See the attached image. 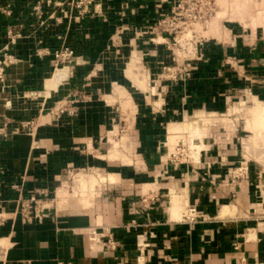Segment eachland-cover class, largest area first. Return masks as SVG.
Here are the masks:
<instances>
[{
  "label": "crops",
  "instance_id": "crops-1",
  "mask_svg": "<svg viewBox=\"0 0 264 264\" xmlns=\"http://www.w3.org/2000/svg\"><path fill=\"white\" fill-rule=\"evenodd\" d=\"M34 1L0 0V48L8 42L7 29L28 27L27 36L10 45L19 62L9 70L5 90L0 88V183L5 203L0 208L4 217L0 218V264H264V147H247L246 141L255 137L253 132L234 125L229 140L219 142L196 164L161 165L156 154V144L164 141L175 120L197 109L229 110L244 96L264 100L263 28L251 35L232 36L229 43H223L225 39L209 43L193 76L185 83L165 81L159 98L152 95L155 88L157 92L153 86L150 102L160 106L141 109L136 118L139 126L132 131L146 149L148 165L136 167L142 171L131 165L115 169L91 165L107 169L103 174L115 178L96 185L94 191L88 189L81 194L83 199L65 196L67 202H62L63 197L51 198L56 187L57 191L66 186L58 175L88 165H61L64 158L55 157L54 140L42 134L46 128L31 136L20 130V122L29 117L26 112L31 107H36L35 118H39L44 113L40 104L53 106L74 88L84 86L92 91L99 86L108 91L105 99L86 104L70 128L71 134L80 131V140L88 147L97 146L96 138L104 128L112 127L114 117L113 103L106 96H115L114 78L120 72L126 74L123 64L114 70L119 52L115 53L112 38L121 26H137L133 27L136 30L150 24L158 15L157 6L168 10L172 0H97L96 11L81 21L58 13L41 25L36 21L33 25L28 13ZM8 6L13 8L12 15L4 12ZM130 34L124 40L131 38L139 51L142 70L149 75L162 71L163 47L140 33ZM63 38L83 62L48 88L45 79L53 67V51ZM260 80L263 83L256 87L253 83ZM29 90H41L46 101L24 98ZM71 156L65 161L83 158L76 152ZM243 159L247 165H239ZM23 175L25 197L37 192L43 207H48L41 220L17 212L18 195L9 186L20 184ZM187 205H195L201 217L186 219L183 210Z\"/></svg>",
  "mask_w": 264,
  "mask_h": 264
},
{
  "label": "rangeland",
  "instance_id": "rangeland-1",
  "mask_svg": "<svg viewBox=\"0 0 264 264\" xmlns=\"http://www.w3.org/2000/svg\"><path fill=\"white\" fill-rule=\"evenodd\" d=\"M219 1L220 4H218V8L216 9L214 16L209 21L208 23L209 25H207V27L206 26L198 27L199 29L202 28L201 33L203 37H211V42H212L215 41L213 38H218L221 40H224L226 38L228 39L231 28H232L233 37L244 36L245 34L251 35L257 29L258 31H260L261 28H263L264 30V0H262V2H258L261 0L258 1L219 0ZM30 19L34 21L33 25H35V21H37V18L31 17ZM240 20L246 22L247 25H244L243 22H240ZM32 27L34 26L31 25V28ZM26 29L28 30V27ZM14 30H16V32L12 31V33L9 34H8L9 30L8 29L6 30L8 40L11 39V34L13 35V33H15L16 37L20 33V36L16 38L17 40L22 37L25 38L27 36V30H25L23 27L14 28ZM203 31L206 32L203 33ZM116 33L118 38L116 42L113 44V46L115 47L114 48L115 53L117 52V50L120 53L119 55L120 58L118 57L120 63L119 62L116 63L118 60L117 59L115 60L114 70L117 71L120 67L121 68H123L124 66L126 67L128 60H130L129 59L130 56L131 55L133 56V54L135 53L137 57V64L139 66L140 73L138 75L139 77L138 82H136L135 79L132 78L131 76H128L127 74L123 73L124 71L120 72V75H118L119 78L117 77L114 78L113 82H116L117 84L120 83L119 88H112L116 93L115 96L113 93H111L112 95L106 96L107 101L111 102V104L113 103L112 107L114 110V114H113L114 117L111 122L112 127L108 126L103 129L104 131L102 132V134L96 138V141L98 143L97 146L91 145V147L90 146L88 147L87 143L80 140L81 138L80 131H76V133L71 134L70 128L73 127L71 121L73 120L74 117L79 115V113L83 112L84 106L86 104L92 101L94 103L96 101H100L108 93V91H101L99 86H96L97 88L96 89L94 88L92 91H90V89H86L84 86L79 88H74L73 92H71L69 95L66 94L67 96H65L62 99L63 101L60 100L56 102L55 105L53 106H47L45 103L40 104V108L44 110L43 111L44 113H39V114L46 115L45 119H42L40 115L39 118L37 117L35 118L36 116L35 106L31 107L33 108L30 109L31 112H26V114L29 117H25L24 119H22V121L24 122H29V123L33 122L32 124L34 125L37 131H40V129L43 127L46 128L45 130H43L42 134H44L46 140H50V139L54 140L55 147L53 146L52 147L55 151H58L56 153L58 154V156L55 157H60L59 155H63L64 158V160L61 162V165H67V164L88 165L87 168L84 167H81L79 169L73 168L71 170H67L65 173L63 171L61 173L62 177L61 174L58 175V181L60 183L63 181L68 186L67 187L68 189L67 196H69L68 199H83L81 194L85 193V189H86L85 184L87 182H95L98 185L100 183H103L104 180L107 181L110 178L111 179L115 178V176L114 177L111 175L106 176L105 174H103V172H107V169H101L98 166H91V165H103V166L109 165L111 169L118 168V165H131L134 168H136L137 165H148V162L146 161L147 157L144 154L146 149H144L145 147L143 146V143H141L140 141L137 140L136 137H134L132 131L137 129V127L139 126L138 120H136V118L138 117L141 109H146L148 106L159 108L160 106L159 104L150 102L149 99L150 91L153 89L154 82H156L157 80H161L160 86H156L157 92L155 88L154 89L155 92L152 94L154 98H159L160 95L159 93L162 92L161 91L162 84L166 85L165 79L159 77L160 74L163 73L161 70L157 71L156 74H154V72L153 73L151 72L149 78L148 72L142 70V65H140V60L138 59L139 58L138 55H140V53L134 47V44L131 42V38L129 39V41L124 40V37L127 34L129 35L131 33L132 35L135 36V34L138 35V33H142L139 27L138 29L135 30V28L129 26L128 24L125 25L124 27L123 26L119 27ZM144 35H148V38L146 39H149L150 37L153 36L151 32ZM241 39H243V37ZM15 43L16 42H13L11 45ZM67 46H71V45L63 38L60 45L57 46L56 49H60V50L62 49L63 51H65ZM75 53H77L76 50ZM162 53H163L162 55L163 59L161 60L163 61L166 59V56L168 55V48L163 47ZM51 61L53 66H55L56 62L53 61V59H51ZM78 61L81 63L83 62L81 58L78 59ZM148 61L150 64L151 60L149 59ZM148 61L145 62V65H147ZM121 64H123L124 66ZM66 65L69 68V72L72 71V69L74 68V66L68 63L61 64V62H59V64L56 66L65 67ZM157 65L155 64L153 67H156ZM148 68L149 67L147 66V69ZM98 80L100 81V79ZM258 83L262 84L263 82L260 80L254 82L253 84L256 85L257 87L259 85ZM6 87H4L3 90H5ZM168 90H166L167 95L170 94V91ZM244 93L245 92L242 93V96L244 95ZM43 95L44 94L41 93V90H29L26 92L24 98L29 100H36V101L39 100L45 102L46 101L45 98L47 96H43ZM104 99L102 100L103 102ZM248 99L250 98L244 96L238 99V103L231 106L229 110L218 112V114H213V112L209 109L207 110L197 109V111H193L183 119H180L181 121L175 120V122H183V124L181 123L170 124L168 126L169 133L166 134L165 132L166 135L164 138L166 139H163L164 142L167 143L171 152L168 154L167 152L168 147L166 146L167 147L166 150L164 147L165 146L164 143L159 142L158 144H156L157 157L158 159H160V161L161 160L164 161L162 162L161 165L179 166V165L196 164L198 162V156H202L204 155V153L205 154L209 153L210 149L216 148L219 142L229 140L228 134L230 133L234 125H237L239 128L241 127V129H246V130L249 129L250 131L253 132L254 136H261L258 132L261 129L260 127L264 126V117L259 116V114H250L249 109L255 105L254 104L255 102L258 101L262 102L263 99L259 100L252 96L251 99L253 100L251 99L248 100ZM40 108L38 107L39 110ZM263 131H264V127H263ZM194 132H200L201 134L199 146H191L189 143L190 135ZM255 138L256 137H254V139ZM251 139L252 137L249 138V140H247L248 142L246 141L247 147L248 146L251 147L254 144H256L254 146H259L257 147L258 149L260 147H264V140H259L257 138V141L255 142V140L253 141ZM182 140H184V144L179 143ZM205 143H210L207 146L208 148L204 147ZM69 149L73 151V153H70V155L67 151ZM87 149H89L88 150L89 152L87 151ZM100 150H102V152H100ZM75 152L81 154L83 156L82 158L83 160L81 159V161L78 162L76 160L74 162H70V161L66 162L65 159L67 157L68 159L69 157L72 158L71 155H74ZM165 152H167V154H164ZM149 156L150 155L148 154V157ZM74 157L75 156H73V158ZM157 157H155L154 160ZM248 157L250 158L251 156ZM59 159L58 160L55 159V163H59ZM140 160L144 161L147 164H143L142 161L140 162ZM247 164H248L247 159H243V161L239 163V165H247ZM137 170L140 172L143 170V168H139ZM77 171L85 172L88 174L85 176L83 174H79L77 176V178L79 177L78 178L79 183L83 184L80 186H78L75 180H73L74 172ZM108 171H112V170H108ZM100 173H102V175ZM164 174H168V172L166 171V173ZM102 176H104L106 179L104 177L101 179ZM98 179L100 180V182L98 181ZM56 188L53 191L52 193L53 197L51 198L52 199L56 198L57 200ZM58 193L59 195L60 194L64 195L65 191L62 188V192H59L58 190ZM94 193L92 194V196L94 195ZM166 196H168L167 193L165 194V198ZM190 207L196 208L195 205H187L183 210L184 211L183 214L189 216L190 211L188 210ZM189 217L191 218L192 216Z\"/></svg>",
  "mask_w": 264,
  "mask_h": 264
},
{
  "label": "built area",
  "instance_id": "built-area-1",
  "mask_svg": "<svg viewBox=\"0 0 264 264\" xmlns=\"http://www.w3.org/2000/svg\"><path fill=\"white\" fill-rule=\"evenodd\" d=\"M96 3L97 0H36L28 9V13L30 18L36 17V23L40 25L46 23L47 19L55 17L58 13L69 20L81 21L96 11ZM218 4H220L219 0H172L168 10H166L161 4L158 5V15L156 19L148 25L139 27V29H142V33L139 34L140 37L148 38V35L144 34L151 32L153 36L149 38L150 43L168 48V55L163 61V73L160 74V78H164L166 82L185 83L193 76L194 71L205 59L206 46L211 43V37H203L201 33L202 28L199 29L198 27H207V25H209L208 23L214 16ZM4 12L8 15H12L13 8L8 6L5 8ZM133 27L137 28V26ZM8 30V34L12 33V31L16 32L14 29ZM205 32L206 31H203V33ZM19 36L20 33L17 37ZM17 37L15 36V33H13V35L11 34V39H9L7 44L0 49V88L2 89L6 87L9 70L13 65L19 62L18 57L10 50V45L17 41ZM213 39L218 41L221 40L218 38ZM226 39L223 43H229V41H231L232 28L228 40ZM78 59V54L75 53V49L71 46H67L65 51L62 49H55L53 51V61L56 62V65L61 62L68 63L75 67V65L82 64ZM65 67L68 66L66 65ZM160 84L161 80L154 82V86H160ZM212 112L213 114H218V112ZM32 123L33 122L29 123L21 121L20 130L28 135L35 136L37 130ZM176 123L183 124V122ZM168 133L167 130V134ZM160 143H164V147L167 150V143L164 141H160ZM179 143L184 144V140ZM167 152L168 154L171 152L169 147ZM167 152L164 154H167ZM200 157L201 156H198V160ZM77 174L88 175L81 171L74 172L73 180H75L77 185ZM21 179L22 181L20 184L13 183L9 186V189L14 190L18 195L17 198H15L17 212L27 219H43L47 215L46 209H48V207H43L42 198L36 196L39 194L37 192H33L30 197H25V189L24 185H22L26 180L25 175H23ZM96 185L95 182H89V184L87 182L85 185V192L88 191V189H91L92 191L95 190ZM67 187L66 184V189ZM67 192L68 189L66 191V196ZM56 197H61L58 194V189L56 191ZM4 205V194L0 183V208ZM188 211H190L189 216H192L190 218L186 215L188 220H195V218L197 219L202 215L200 211L194 207H190ZM0 218L4 219L1 215ZM108 241H110V244L114 247L116 246L113 240L109 239ZM59 264L75 263H64L63 261H60Z\"/></svg>",
  "mask_w": 264,
  "mask_h": 264
},
{
  "label": "bare ground",
  "instance_id": "bare-ground-1",
  "mask_svg": "<svg viewBox=\"0 0 264 264\" xmlns=\"http://www.w3.org/2000/svg\"><path fill=\"white\" fill-rule=\"evenodd\" d=\"M246 2V1H245ZM243 5H244V3H243ZM117 35H114V37L112 38V40H113V44L116 42V40H117ZM116 45V44H115ZM118 51V50H117ZM119 55H120V53L118 54V57H119ZM130 60H128V62H127V64H126V67H125V72H126V74L128 75V76H131L132 78H134L135 79V81L136 82H138V75H139V66H138V64H137V57H136V54L134 53L133 54V56L131 55L130 56V58H129ZM101 63V62H100ZM62 64V63H61ZM141 65V64H140ZM68 70H69V68L68 67H59V66H53L52 67V69L47 73V75H46V79H45V84H46V86L45 87H48V88H52V87H55L57 84H59L60 82H62V80L65 78V74L68 72ZM145 71V70H144ZM116 83V82H115ZM115 83H113V88H119V84H115ZM247 98H251V97H248L247 96ZM246 99V98H245ZM264 100H262V102H255V105L254 106H252L250 109H249V111H250V114H259V116H262V117H264V102H263ZM258 103V104H257ZM133 106V105H132ZM247 114H248V112H247ZM256 118V117H255ZM259 123H260V121H259ZM182 127H183V125H182ZM185 127V126H184ZM263 127L264 126H262V127H260L261 129L259 130V134L261 135V136H255L256 138L254 139V138H252L251 140H255V142L257 141V138L259 139V140H264V131H263ZM191 128V127H190ZM197 128V127H196ZM258 129V128H257ZM263 131V132H262ZM169 132V131H168ZM173 133V132H172ZM171 133V134H172ZM169 136V135H168ZM200 138H201V134H200V132H194V133H192L191 135H190V138H189V143H190V145L191 146H199L200 144H199V142H200ZM164 139H166V138H164ZM250 140V141H251ZM258 140V141H259ZM249 141V142H250ZM169 143V142H168ZM254 143V142H253ZM262 143V142H261ZM260 143V144H261ZM249 145V144H248ZM251 145V144H250ZM254 145H256V144H254ZM79 174H77L76 175V179H77V181L79 182V177L77 178V176H78ZM84 176L86 175V174H83ZM102 175V174H101ZM113 177H114V175H112ZM104 176H102L101 177V179L103 178ZM81 178V177H80ZM105 178V177H104ZM97 179V178H96ZM106 179V178H105ZM111 179V178H110ZM81 180H83V179H81ZM80 180V181H81ZM96 181V180H95ZM98 181L100 182V180L98 179ZM97 181V182H98ZM104 181H106V180H104ZM83 182H86V181H83ZM99 185V184H98ZM62 188L64 189V191H65V194L64 195H61V197H63V199H62V202H67V198L65 197L66 196V191H67V189H66V186L64 185V186H62V187H60L58 190H59V192H62ZM59 194V193H58ZM63 194V193H62Z\"/></svg>",
  "mask_w": 264,
  "mask_h": 264
}]
</instances>
